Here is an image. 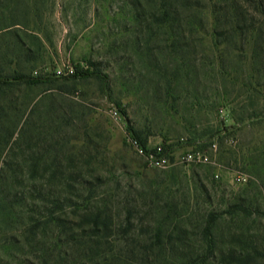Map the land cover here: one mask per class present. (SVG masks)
<instances>
[{
    "label": "trees",
    "instance_id": "1",
    "mask_svg": "<svg viewBox=\"0 0 264 264\" xmlns=\"http://www.w3.org/2000/svg\"><path fill=\"white\" fill-rule=\"evenodd\" d=\"M48 5L0 0L7 13L0 11L7 19L0 25V264H264V210L246 196L222 210H200L161 200L157 187L141 202L123 194L120 176L106 168L88 132L89 107L76 100L78 80H96L109 94L108 75L90 59L72 74L37 68L50 42L40 36ZM119 8L132 23L125 44L153 75L152 91L166 109L176 110L174 83L205 43L223 76L226 60L240 58L249 66L247 81L239 82L244 89L264 86V0H123ZM228 77L238 79L234 70ZM50 92L61 103L52 98L39 115ZM243 113L206 140L163 143V153L172 158L176 145L211 146L214 137L221 143L245 121H264V109ZM23 119L27 126L13 139ZM128 128L145 151L155 149L141 130Z\"/></svg>",
    "mask_w": 264,
    "mask_h": 264
},
{
    "label": "rangeland",
    "instance_id": "2",
    "mask_svg": "<svg viewBox=\"0 0 264 264\" xmlns=\"http://www.w3.org/2000/svg\"><path fill=\"white\" fill-rule=\"evenodd\" d=\"M122 1L48 0V9L41 18L40 36L43 41L46 36L50 42H45L37 68L53 73L73 68L77 63L84 66L90 59L108 75L109 94L98 90L96 80H78L76 100L88 105V132L100 145L106 168L120 176L123 194L129 191L141 202L152 198L150 189L157 187L161 200L174 201L179 209L193 204L200 210H222L246 196L251 199L252 208L259 206L264 210V121H245L234 133L224 136L221 143L214 137L215 149L176 145L170 153L171 164L166 168L149 166L128 144L127 136H132L128 126L147 136L146 145L150 149L175 143L181 137L202 135L201 140H206L211 132L228 126L243 112L263 110L264 86L259 92L244 89L239 82L247 81L249 66L240 58L226 60L225 64L232 77L233 70L236 71L238 79L225 78L229 73L223 76L219 72L214 50L210 43H205V50H199L184 63L178 84L174 83L178 93L176 110L166 109L156 101L152 91L153 75L133 55L130 41L125 44L133 34L127 29L132 23L126 10V15L119 14ZM3 11L6 16V9ZM5 16L0 15V25L7 23ZM50 96L40 103L39 115L46 116L44 110L51 107L53 99L54 105L61 103L58 95ZM109 109L118 112L117 120L110 117ZM26 126L23 119L13 139L22 135ZM198 150L209 157L208 163L182 161L186 152ZM237 175L245 180L235 181ZM164 186L169 189L163 190ZM261 222L264 224V219Z\"/></svg>",
    "mask_w": 264,
    "mask_h": 264
},
{
    "label": "built area",
    "instance_id": "3",
    "mask_svg": "<svg viewBox=\"0 0 264 264\" xmlns=\"http://www.w3.org/2000/svg\"><path fill=\"white\" fill-rule=\"evenodd\" d=\"M55 73L57 75L72 74L73 68L67 67L65 70L58 69L56 70ZM108 113L110 117L113 118L114 120H117L119 118L118 112L114 109H109ZM127 142L130 146H132V148L138 155L143 156L146 159L149 166L155 168H166L171 164L169 157L165 153H163V149L161 148V146L155 147V149L152 151L151 150L145 151V149L141 146L138 140L130 135L127 136ZM211 147L215 149L216 144L212 143ZM182 161L186 163L188 162L208 163L209 157L199 150L191 151V152H186L182 156ZM244 180L245 177L242 175L235 176V181L237 182H242Z\"/></svg>",
    "mask_w": 264,
    "mask_h": 264
}]
</instances>
